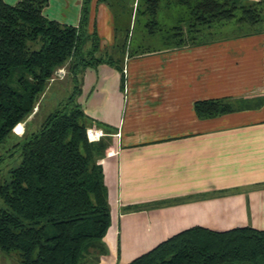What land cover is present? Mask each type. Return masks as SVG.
<instances>
[{
	"label": "crops",
	"instance_id": "crops-1",
	"mask_svg": "<svg viewBox=\"0 0 264 264\" xmlns=\"http://www.w3.org/2000/svg\"><path fill=\"white\" fill-rule=\"evenodd\" d=\"M138 3L119 4L126 16L104 0H47L43 8L47 17L78 26L85 7L86 28L99 38L96 57L124 45L117 63L104 59L76 73L63 65L71 93L78 88L87 139L104 148L97 162L110 223L92 264H128L197 225L264 230V32L205 38L204 24L188 30L197 24L192 6L157 0L148 22L162 31L134 36L139 14L147 19ZM153 39L161 45L142 47ZM91 46L88 37L85 56ZM49 81L41 98L55 83ZM205 99L231 109L199 114L196 103Z\"/></svg>",
	"mask_w": 264,
	"mask_h": 264
},
{
	"label": "trees",
	"instance_id": "trees-1",
	"mask_svg": "<svg viewBox=\"0 0 264 264\" xmlns=\"http://www.w3.org/2000/svg\"><path fill=\"white\" fill-rule=\"evenodd\" d=\"M104 1L114 10L113 0ZM148 1L153 9L157 0ZM180 1L193 7L197 24L189 31L230 19L237 8V0ZM46 2L0 0V144L21 120L29 118L58 67L67 64L68 71L76 73L79 67L104 59L117 63L111 55L95 56L99 38L86 32L85 7L74 26L47 17ZM179 30L173 35L180 36ZM88 37L92 46L85 56ZM36 39L35 45L28 43ZM77 92L76 87L61 107L47 114L36 133L17 144V162L0 183L4 204L0 251H16V264H92L103 252L101 239L110 223V205L97 159L104 148L101 141L87 139L86 115L75 102ZM230 109L212 99L196 103L203 115ZM128 264H264V230L249 225L226 230L192 226Z\"/></svg>",
	"mask_w": 264,
	"mask_h": 264
},
{
	"label": "rangeland",
	"instance_id": "rangeland-1",
	"mask_svg": "<svg viewBox=\"0 0 264 264\" xmlns=\"http://www.w3.org/2000/svg\"><path fill=\"white\" fill-rule=\"evenodd\" d=\"M123 1L128 0H113L114 5V11L116 16L120 14H124L126 16V12H123L125 8L120 7V3ZM161 2L165 0H160ZM151 2H146L145 0H139L138 5L140 4L141 8L145 10V13H147V19L146 17H143L142 15L145 14H139L138 20L136 25L134 26V29H131V33L135 36H142L141 32L143 31L145 34H149L152 30L153 32L162 31L158 28H154L155 25H152L153 23L148 22L149 21V9L151 7ZM124 9V10H123ZM141 9V10H142ZM119 12H118V11ZM247 11H250L248 15H246ZM253 16V17H250ZM89 18V13H87V19ZM147 20V21H146ZM88 21V20H87ZM220 21L219 23H223L222 26L211 28V24ZM224 22L226 23L224 27ZM152 23V24H151ZM211 24L206 25L204 27L205 38L212 37V36H219L227 33H234V34H243V33H251V32H264V0H237V8L235 10L234 16H232L230 19L225 20H214L213 22H210ZM87 24V23H86ZM215 24V23H214ZM218 26V25H216ZM211 28V30H210ZM157 30V31H156ZM210 31V32H209ZM86 32L88 35L93 34L92 32H89L88 29H86ZM164 33V32H161ZM159 34V33H157ZM93 36V35H92ZM38 42V39L36 40H28V43L30 45H35V43ZM36 44V46H38ZM161 44L159 41L153 40H146L143 43V46L145 49H148V47H159ZM147 47V48H146ZM114 59L120 58L124 55V48L123 47H116L114 49ZM70 73V72H69ZM65 75L61 81L55 82L51 88H49L46 91V95L39 97L41 98V103L38 104L32 113L29 115V118H25L21 120L9 133L6 140L0 144V183L4 182L10 175L11 167L17 162V158L19 156V150L17 148V144H19L21 141L29 138L32 134L36 133L40 125L43 123L45 117L48 113L53 111L58 107V102H60L59 107L63 105V102L66 100V98L71 94L72 90V83L70 81V78L68 74ZM65 83H71L68 87ZM94 143H97L95 141ZM104 150V149H102ZM100 164V163H99ZM109 202V201H108ZM3 202L0 199V207L3 206ZM110 205V204H109ZM18 259V254L16 251H11L8 253H4L0 251V264H16V260Z\"/></svg>",
	"mask_w": 264,
	"mask_h": 264
},
{
	"label": "built area",
	"instance_id": "built-area-1",
	"mask_svg": "<svg viewBox=\"0 0 264 264\" xmlns=\"http://www.w3.org/2000/svg\"><path fill=\"white\" fill-rule=\"evenodd\" d=\"M65 73H66V68L64 66H60L54 71V73L51 76V78L52 79H54V78H62V77H64Z\"/></svg>",
	"mask_w": 264,
	"mask_h": 264
}]
</instances>
